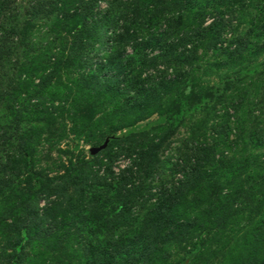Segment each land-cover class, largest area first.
Returning a JSON list of instances; mask_svg holds the SVG:
<instances>
[{
    "label": "rangeland",
    "instance_id": "1",
    "mask_svg": "<svg viewBox=\"0 0 264 264\" xmlns=\"http://www.w3.org/2000/svg\"><path fill=\"white\" fill-rule=\"evenodd\" d=\"M0 264H264V0H0Z\"/></svg>",
    "mask_w": 264,
    "mask_h": 264
},
{
    "label": "trees",
    "instance_id": "2",
    "mask_svg": "<svg viewBox=\"0 0 264 264\" xmlns=\"http://www.w3.org/2000/svg\"><path fill=\"white\" fill-rule=\"evenodd\" d=\"M174 118H176V120L175 119H173V120L177 122L178 121V115H175Z\"/></svg>",
    "mask_w": 264,
    "mask_h": 264
},
{
    "label": "water",
    "instance_id": "3",
    "mask_svg": "<svg viewBox=\"0 0 264 264\" xmlns=\"http://www.w3.org/2000/svg\"><path fill=\"white\" fill-rule=\"evenodd\" d=\"M99 149H92L91 153H95L96 151H98Z\"/></svg>",
    "mask_w": 264,
    "mask_h": 264
}]
</instances>
